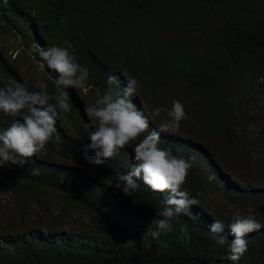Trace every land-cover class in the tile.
<instances>
[{
	"label": "trees",
	"instance_id": "trees-1",
	"mask_svg": "<svg viewBox=\"0 0 264 264\" xmlns=\"http://www.w3.org/2000/svg\"><path fill=\"white\" fill-rule=\"evenodd\" d=\"M28 16L89 69V104L118 63L139 82L149 132L169 119L155 109L182 103L188 119L162 132L160 146L191 161L183 190L198 203L173 218L163 250L154 240L147 248L142 235L155 229L166 193L142 180L131 195L116 188L139 163L137 141L101 165L89 163L88 120L72 107L46 154L0 167V264H264V0H0L6 31ZM154 34L167 42L153 44ZM11 62L0 43V87ZM16 119L0 111V128ZM249 209L262 227L245 236L248 250L233 262V235L220 233L226 244L219 246L209 227L230 225L237 210Z\"/></svg>",
	"mask_w": 264,
	"mask_h": 264
},
{
	"label": "clouds",
	"instance_id": "clouds-1",
	"mask_svg": "<svg viewBox=\"0 0 264 264\" xmlns=\"http://www.w3.org/2000/svg\"><path fill=\"white\" fill-rule=\"evenodd\" d=\"M163 35L164 41L158 34L147 38L162 46L168 39V35ZM0 43L12 59L7 80L4 87H0V111L18 117L7 128H0V167L23 166L34 156L46 154L47 145L57 132V121L72 107L78 108L88 120L82 121L90 139L87 147L95 150L93 157L86 154L89 163L101 165L106 159L114 158L118 150L137 141L133 152L139 163L119 175L114 184L131 195L140 186L137 181L142 180L152 191L166 193V207L158 213L161 218L155 222V229L149 226L141 238L147 248L154 240L163 250L166 245H163L161 235L172 230L173 218L198 203L183 190L191 161L174 154L171 148L160 146L162 132L174 133L180 122L188 119L182 103L173 101L169 110L155 109L157 116L161 111H167L169 119L161 123L158 130L149 132V120L143 114L148 112L147 106L138 88L139 82L124 73L123 65L127 63L114 64L116 70L110 74L117 76L108 77V87L102 95L97 91V99L92 105L84 94L92 85L87 81L89 69L82 66L69 44L52 41L29 16L16 22L13 31L0 27ZM185 45L188 48V44ZM93 127L94 131L91 130ZM31 174L39 175L40 170L33 168ZM261 227L253 210L249 209L247 215L237 210L230 225L215 221L209 228L217 234L214 238L219 246L226 244V237L220 233L233 235L227 248L228 259L236 262L248 250L245 236ZM181 231L189 236L186 228Z\"/></svg>",
	"mask_w": 264,
	"mask_h": 264
},
{
	"label": "rangeland",
	"instance_id": "rangeland-1",
	"mask_svg": "<svg viewBox=\"0 0 264 264\" xmlns=\"http://www.w3.org/2000/svg\"><path fill=\"white\" fill-rule=\"evenodd\" d=\"M157 116V115H156ZM157 118L158 119H161V120H163V121H166V116L165 115H162V114H159L158 116H157ZM187 128V130L189 131L191 128H188V127H186ZM235 208H238V207H235ZM239 210H241V209H239Z\"/></svg>",
	"mask_w": 264,
	"mask_h": 264
}]
</instances>
